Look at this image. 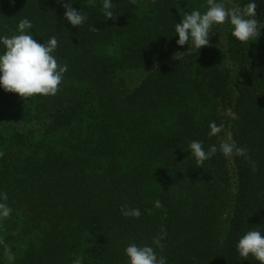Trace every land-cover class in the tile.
I'll list each match as a JSON object with an SVG mask.
<instances>
[{"label": "trees", "instance_id": "1", "mask_svg": "<svg viewBox=\"0 0 264 264\" xmlns=\"http://www.w3.org/2000/svg\"><path fill=\"white\" fill-rule=\"evenodd\" d=\"M63 3L86 21L72 26ZM112 3L116 20L103 0H0V37L27 18L26 34L55 37L67 65L55 96L23 100L0 87V203L12 209L0 219V264H129L132 243L166 264H259L237 244L250 230L264 235V28L241 43L230 23L214 25L197 51L176 43L175 25L207 0ZM255 3L264 26V0ZM211 122L223 131L209 136ZM192 141L218 148L202 168ZM223 141L246 154L226 158Z\"/></svg>", "mask_w": 264, "mask_h": 264}, {"label": "clouds", "instance_id": "2", "mask_svg": "<svg viewBox=\"0 0 264 264\" xmlns=\"http://www.w3.org/2000/svg\"><path fill=\"white\" fill-rule=\"evenodd\" d=\"M133 4L136 0H131ZM155 3V0H152ZM65 9L64 18L74 27L81 26L87 19L86 13L71 7L70 3H63ZM257 4L255 0L245 7L228 8L223 2L217 0H207V10L201 13L193 10L185 13L180 23L175 25V33L179 39L176 43L184 46L190 42V48L197 51L205 46H210L209 34L214 25L230 23L232 26V36L241 43H248L257 40L260 36V29L264 28L256 17ZM112 0H103L102 12L104 18L116 20L118 14H114ZM33 25L25 18L18 24V35L12 37H0V43L5 47L3 54H0V87L6 92L18 94L23 100L34 96H55L60 91L64 73L67 65H60L53 55L58 41L55 37L50 38L45 43H38L32 34H26ZM94 26L90 31H97ZM209 136H216L223 131V125L211 122L209 125ZM191 155L196 159V163L202 168L203 163L216 154L218 148L212 145L206 152L202 143L192 141L189 145ZM219 151L226 157L244 156L246 149L238 147L235 141H223L219 144ZM0 156L3 153L0 152ZM0 198L7 200L6 193H0ZM12 213V209L6 203H0V219H6ZM122 213L126 217L139 218V209L122 208ZM166 230H161V235L153 239L156 247L163 249V240ZM0 243H3L0 240ZM239 256L247 260L252 256L259 264H264V235L258 230H250L243 235L237 244ZM125 254L129 258V264H166L163 256H157L151 246H138L130 244L125 249ZM5 255L9 262L15 260L11 249L5 245ZM83 257H77L73 264H82Z\"/></svg>", "mask_w": 264, "mask_h": 264}]
</instances>
